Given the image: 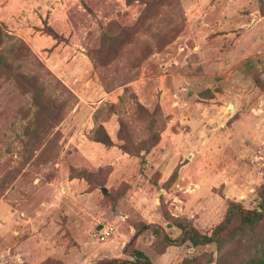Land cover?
Returning <instances> with one entry per match:
<instances>
[{
	"label": "rangeland",
	"instance_id": "rangeland-1",
	"mask_svg": "<svg viewBox=\"0 0 264 264\" xmlns=\"http://www.w3.org/2000/svg\"><path fill=\"white\" fill-rule=\"evenodd\" d=\"M0 27L29 47L43 66L23 70L62 105L27 147L32 101L0 79V264H99L134 250L153 264L237 257L239 238L193 248L174 243V223L208 233L229 203L257 208L258 0H0ZM98 127L111 147L95 142Z\"/></svg>",
	"mask_w": 264,
	"mask_h": 264
},
{
	"label": "trees",
	"instance_id": "trees-1",
	"mask_svg": "<svg viewBox=\"0 0 264 264\" xmlns=\"http://www.w3.org/2000/svg\"><path fill=\"white\" fill-rule=\"evenodd\" d=\"M258 5L259 12L264 18V0H258ZM32 59H35L34 62L38 66H43L21 39L9 35L3 27H0V79L4 83L11 84L23 95L29 96L35 109V114L23 128L27 147L43 139L44 128L54 126L53 123L62 112V105L56 106L53 99L47 96L44 87L40 84L39 75L23 70ZM94 139L105 147L112 146L110 137L102 127L94 131ZM158 141V138H155L139 152H129V154L148 153ZM176 175L177 169L173 172L172 179ZM257 198L256 209H246L239 203H229L224 219L208 233H201L190 223H174L179 231V237L174 243L190 244L193 248L215 245L221 249L239 238L237 242L241 252L235 254L237 257L230 260L224 258L215 264H264V185L259 190ZM244 237H246L245 242L241 244ZM172 242L169 238L166 239L168 246ZM130 257L132 260L112 259L99 264H153L139 250H134Z\"/></svg>",
	"mask_w": 264,
	"mask_h": 264
},
{
	"label": "built area",
	"instance_id": "built-area-1",
	"mask_svg": "<svg viewBox=\"0 0 264 264\" xmlns=\"http://www.w3.org/2000/svg\"><path fill=\"white\" fill-rule=\"evenodd\" d=\"M111 232H112L111 229L104 228V229L100 232L99 240L104 241L105 239H107L108 237L111 236V234H112Z\"/></svg>",
	"mask_w": 264,
	"mask_h": 264
},
{
	"label": "water",
	"instance_id": "water-1",
	"mask_svg": "<svg viewBox=\"0 0 264 264\" xmlns=\"http://www.w3.org/2000/svg\"><path fill=\"white\" fill-rule=\"evenodd\" d=\"M101 192H102V194H106L107 193L106 189H104V188H101ZM101 229H102V226H99L98 230H101Z\"/></svg>",
	"mask_w": 264,
	"mask_h": 264
}]
</instances>
